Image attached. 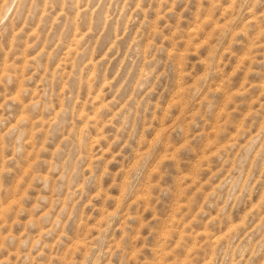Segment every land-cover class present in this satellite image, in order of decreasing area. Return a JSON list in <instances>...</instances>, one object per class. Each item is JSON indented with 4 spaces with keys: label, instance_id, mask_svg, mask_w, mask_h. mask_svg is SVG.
I'll return each mask as SVG.
<instances>
[{
    "label": "rangeland",
    "instance_id": "rangeland-1",
    "mask_svg": "<svg viewBox=\"0 0 264 264\" xmlns=\"http://www.w3.org/2000/svg\"><path fill=\"white\" fill-rule=\"evenodd\" d=\"M0 0V264H264V3Z\"/></svg>",
    "mask_w": 264,
    "mask_h": 264
},
{
    "label": "clouds",
    "instance_id": "clouds-1",
    "mask_svg": "<svg viewBox=\"0 0 264 264\" xmlns=\"http://www.w3.org/2000/svg\"><path fill=\"white\" fill-rule=\"evenodd\" d=\"M255 3H264V0H253V4L251 6H254Z\"/></svg>",
    "mask_w": 264,
    "mask_h": 264
}]
</instances>
